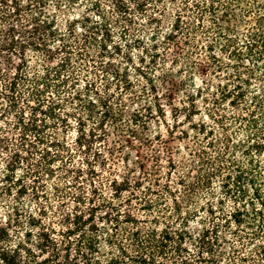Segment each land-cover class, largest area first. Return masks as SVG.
Here are the masks:
<instances>
[{"label": "trees", "instance_id": "16d2710c", "mask_svg": "<svg viewBox=\"0 0 264 264\" xmlns=\"http://www.w3.org/2000/svg\"><path fill=\"white\" fill-rule=\"evenodd\" d=\"M0 264H264V0H0Z\"/></svg>", "mask_w": 264, "mask_h": 264}]
</instances>
